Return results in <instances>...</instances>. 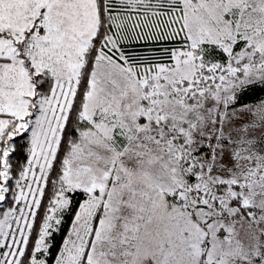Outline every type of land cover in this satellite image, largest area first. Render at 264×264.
Wrapping results in <instances>:
<instances>
[{"label": "snow or ice", "instance_id": "6c2138e0", "mask_svg": "<svg viewBox=\"0 0 264 264\" xmlns=\"http://www.w3.org/2000/svg\"><path fill=\"white\" fill-rule=\"evenodd\" d=\"M0 264H264V0H0Z\"/></svg>", "mask_w": 264, "mask_h": 264}]
</instances>
